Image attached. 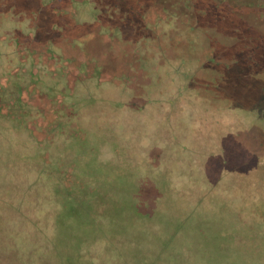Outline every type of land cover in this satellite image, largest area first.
<instances>
[{"label": "rangeland", "instance_id": "obj_1", "mask_svg": "<svg viewBox=\"0 0 264 264\" xmlns=\"http://www.w3.org/2000/svg\"><path fill=\"white\" fill-rule=\"evenodd\" d=\"M131 1L0 0V264H264V73Z\"/></svg>", "mask_w": 264, "mask_h": 264}, {"label": "trees", "instance_id": "obj_2", "mask_svg": "<svg viewBox=\"0 0 264 264\" xmlns=\"http://www.w3.org/2000/svg\"><path fill=\"white\" fill-rule=\"evenodd\" d=\"M147 2H152L157 5L163 14L171 12L172 15L168 17V24H178L177 27L185 26L188 30V33L185 34L187 37L191 36L190 38H202V33L204 34L206 32H210L211 36V31L213 29H222L227 33H231L232 37L237 39V44L235 43L236 46L234 47L230 44L220 48L212 42L204 52L200 53V55H202L201 57H194V59L197 60L199 66L198 68L203 66L205 68L211 67L214 71L217 70L219 72L217 81L219 79H223V82H226L228 79L233 78V76L230 75V71L238 65V61L240 63L239 57L242 52L249 56L248 62L246 63L247 67L253 69L256 74L264 73V59H262V55H264V0L241 1L238 5V18L235 23H230L231 9L228 8L229 3L227 0H223L222 2H219L218 0H136L128 2L127 6L129 8H145L147 6ZM248 14H251L254 17V20L251 23H249L244 17V15ZM222 23L227 25L223 28ZM209 24H212V26L209 27ZM177 31L178 28L174 29V32ZM226 55H229V57H226ZM204 56H206L205 59L203 58ZM208 57L211 58V63H208ZM262 77L264 78V74ZM194 78L196 79V86L202 87L203 84L207 83L204 76H201L200 74H196ZM18 99L21 100V94L18 96ZM259 101L253 105H259V103H262L261 109H264V102ZM252 113L254 114V112ZM260 119L264 121V116L260 117ZM44 159L47 161L48 157ZM220 163L223 164V159H220ZM68 172L70 171L63 170L60 172L66 175V177L63 178V182H65V184L70 182L67 176V174H69ZM58 185V183H55L52 191V199L54 200L58 199L57 197L59 194L68 195L70 191L68 184L67 187H65V193H62L61 190L57 189ZM82 195H86V193L83 192ZM47 202L52 203V201ZM55 206L57 209L64 208L63 206L61 208L57 202L55 203ZM34 207L35 204H29L26 211L30 209L34 210ZM70 213H75L74 207L70 208ZM50 214L51 212L47 211L45 213V217H48ZM53 221L57 226H62V222L59 219L58 214L53 215Z\"/></svg>", "mask_w": 264, "mask_h": 264}]
</instances>
